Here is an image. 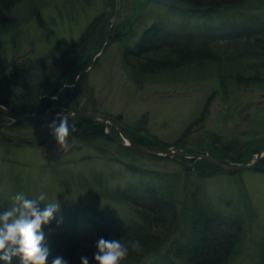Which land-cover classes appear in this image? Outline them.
<instances>
[{
	"label": "rangeland",
	"instance_id": "obj_1",
	"mask_svg": "<svg viewBox=\"0 0 264 264\" xmlns=\"http://www.w3.org/2000/svg\"><path fill=\"white\" fill-rule=\"evenodd\" d=\"M131 1L115 0V13L107 31L108 44L95 54L98 57L92 59L87 69L76 75L85 74L87 90L95 99L96 113L120 127L121 133L114 130L120 138L128 141L124 131L143 134L178 152L206 153L195 149L215 138L232 143V150L227 152L229 157H236L235 149L242 145L245 147L243 156L252 149L251 144L258 150L263 148L264 57L249 53L237 58L225 56L222 52L230 50L232 45L222 38L231 27L241 31L252 26L262 28L264 2L249 0L241 7L243 9H219L204 19L198 17L201 15L172 17L165 8L143 7L149 0ZM132 7L140 14L130 15ZM103 9L110 11L105 0H19L9 18H0V74L15 70L24 56L36 58L61 51L75 42ZM249 14L257 18L248 19ZM158 19L167 24H159L162 25V41L170 42L171 47H177L181 53L186 50L187 57L191 52L197 57V47L207 42L208 34L202 27L218 29L209 42L212 47L218 42L219 48L222 50L224 46L225 49L217 50L209 59H205L206 52L199 49L202 59L154 72L136 68L133 59L129 67L125 51ZM241 36V41L245 40V35ZM248 41L252 43L253 39ZM161 53L152 57L160 58ZM235 53L242 54L241 47L236 48ZM249 63L254 68L247 69ZM250 75L257 83L249 81ZM34 121L41 120L19 121L0 132V212L7 210L15 194L23 192L28 198L44 193L45 203L85 205L93 201L106 204L114 212L127 214L126 208L110 201L109 194L102 197L101 190L127 183L132 179L129 171L135 166L150 170L149 178L166 179V184L173 187L178 196L197 199L200 194L223 215L240 218L243 246L241 253H233L229 264L263 261L264 174L243 169L236 182L229 174L213 172L210 178L191 182L192 177L186 178L179 157L178 160L160 159L164 156L152 159L154 155L114 149L104 138L95 137L86 142L71 135L67 149H62L50 135L48 123ZM104 131L113 136L111 130L105 128ZM185 178L193 193L186 190L188 194H183ZM93 180L100 184H91ZM197 201L193 204L198 205ZM41 206L46 205L41 203Z\"/></svg>",
	"mask_w": 264,
	"mask_h": 264
},
{
	"label": "trees",
	"instance_id": "obj_2",
	"mask_svg": "<svg viewBox=\"0 0 264 264\" xmlns=\"http://www.w3.org/2000/svg\"><path fill=\"white\" fill-rule=\"evenodd\" d=\"M18 1L0 0V18L3 16L9 18ZM105 1L106 5L110 7V11L107 12L103 9L99 15L95 16L75 42L59 52L52 51L36 58L24 56L15 70L0 74V105L19 115L97 112L95 99L87 90L85 74L76 75L87 69L95 54L109 42L107 31L110 19L115 13V0ZM136 1L139 0L131 2ZM248 1L149 0V3L145 2L143 7L151 5L152 7L165 8L172 17L191 18L201 15L198 17L206 19L219 9H243L241 7ZM262 1L264 2V0ZM139 14L135 8H131L130 15L137 16ZM160 18H164V16H160ZM253 18H257V15L249 14L248 19ZM159 19L144 31L133 47H129L125 51L126 63L128 66L130 65L129 67L133 65L134 60L136 68L142 67L145 68L142 71L154 72L155 69L181 66L183 63L202 59L199 49L206 52L205 59L212 58L214 53L217 54V50H221L218 42H214V47L209 42L218 29L202 27V31L208 34V39L205 36L207 42L201 48L197 47V57H194L193 52L187 57L186 50L181 53L177 47L173 49L170 42L162 41L164 38L161 39V27L167 24ZM226 35L222 39L228 40V45H232V47L230 50L222 47L221 52L225 49L222 52L225 56L237 58L249 53L257 57H264V25L262 28L255 29L252 26L250 29L242 31L231 27L228 28ZM241 35H245V40L241 41ZM218 36L221 35L217 34ZM249 38L253 39L252 43H249ZM155 42L161 43L155 45ZM189 46L192 49L193 46ZM240 47L243 53H235L236 48L240 49ZM157 52H162V56L153 58L152 56ZM250 64L247 69L254 68ZM238 79L243 78L238 77ZM249 81L257 83L258 80L253 79L250 75ZM66 84L71 87H65ZM53 96L57 99L53 100ZM68 121L70 125L75 126V131L71 134L75 139L89 142L95 137L104 138L114 149L133 151L115 141V139L121 140V138L115 133L114 126L110 127L113 133V136L110 137L104 131L105 123L95 118H69ZM9 122L10 119L0 111V132H3L8 125L16 124L19 121ZM50 122L49 119L33 123L46 124ZM124 134L133 146L153 150H162L168 147L159 140L146 137L143 134L140 136L127 131H124ZM203 145H207V148ZM203 145L195 150L204 151L224 164H228L230 161L235 163L250 162L249 158L258 152V148H253L251 144L250 148L252 149L243 153V156L242 151L245 147L242 145L235 149L236 157H229L227 152L232 150L233 145L231 142H223L220 138L210 139V141L208 139ZM111 152L114 153L113 150ZM112 156L113 154H110V157ZM151 158L158 159L155 155ZM160 159H167V157ZM178 161L182 165L186 178L192 177V179L190 178L191 182L193 179L210 178V174L213 172H224L233 176L238 182V173L243 170L226 171L202 158H180ZM250 170L264 174V155ZM129 172L132 179L124 185L101 190L102 197L105 193L109 194L110 201L126 208L127 214L114 212L106 204L93 201H89L85 205L59 203V212L54 214V219L49 225L42 227L46 244L50 250L48 264H51V260L56 257L64 258L68 264H81L82 256L89 259V264H96L93 256L96 251V242L100 238L120 239L129 247L131 241H139L141 250L132 251L130 248L129 255L122 264H229L228 261L233 253H241L243 246L242 222L238 216L223 215L218 207L209 205L200 194H197L199 196L197 199L188 195L178 196L174 188L166 184V179L149 178L152 176L150 170L138 169L134 166ZM186 178L183 181V194H188L186 190L193 193L186 184ZM159 181L160 183H158ZM90 183L100 184L96 180ZM194 200H198V205L193 204ZM44 207L41 206V210ZM262 260L259 264H264V258ZM0 264H4V262L0 261ZM12 264H20V262L14 258Z\"/></svg>",
	"mask_w": 264,
	"mask_h": 264
},
{
	"label": "clouds",
	"instance_id": "obj_3",
	"mask_svg": "<svg viewBox=\"0 0 264 264\" xmlns=\"http://www.w3.org/2000/svg\"><path fill=\"white\" fill-rule=\"evenodd\" d=\"M65 87H71L65 85ZM53 100L57 97L53 96ZM50 135L62 149H67L68 138L75 131L68 117L57 113L56 117L47 124ZM46 194L40 193L36 198H28L23 192L12 197L11 204L0 212V261L12 264L14 258L20 264H48L50 250L45 241L43 226H47L59 212V203H45ZM46 206L41 210L40 204ZM93 259L96 264H122L132 251L141 250L139 241H131L129 245L120 239L100 238L96 242ZM81 264H89L85 256L80 258ZM51 264H68L62 257L51 260Z\"/></svg>",
	"mask_w": 264,
	"mask_h": 264
},
{
	"label": "water",
	"instance_id": "obj_4",
	"mask_svg": "<svg viewBox=\"0 0 264 264\" xmlns=\"http://www.w3.org/2000/svg\"><path fill=\"white\" fill-rule=\"evenodd\" d=\"M97 57V56H96ZM95 57V58H96ZM94 58V59H95ZM0 111L3 112L10 120L11 122H16V121H26V120H45V119H50L52 120L53 118L56 117L57 114H28V115H19L15 114L9 110H7L5 107L0 105ZM61 115L66 116L69 118H83V117H91V118H96L98 120L103 121L105 124H110L113 125L119 133H121L120 127L115 124L113 121L109 120L106 116L95 113V112H79V113H62ZM110 130V127H108ZM110 137L111 134L107 133ZM115 139V138H114ZM124 139V138H123ZM115 141L136 152L140 153H145V154H150V155H156V156H168L172 158H190V157H195V158H202L206 159L216 167L226 170V171H236L240 169H247V168H253L255 164L261 159V157L264 155V147L258 150V152L255 154L254 159H252L250 162H245V163H238V164H224L220 162L217 158L207 154V153H186V152H178L174 149H162V150H153V149H147V148H142V147H137L131 145L130 142H123L120 140L115 139Z\"/></svg>",
	"mask_w": 264,
	"mask_h": 264
},
{
	"label": "bare ground",
	"instance_id": "obj_5",
	"mask_svg": "<svg viewBox=\"0 0 264 264\" xmlns=\"http://www.w3.org/2000/svg\"><path fill=\"white\" fill-rule=\"evenodd\" d=\"M122 139H123V138H121V140H120V141H122Z\"/></svg>",
	"mask_w": 264,
	"mask_h": 264
}]
</instances>
